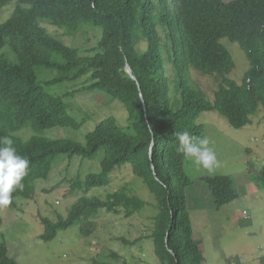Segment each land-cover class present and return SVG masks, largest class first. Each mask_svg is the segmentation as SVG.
Listing matches in <instances>:
<instances>
[{
    "label": "trees",
    "instance_id": "trees-1",
    "mask_svg": "<svg viewBox=\"0 0 264 264\" xmlns=\"http://www.w3.org/2000/svg\"><path fill=\"white\" fill-rule=\"evenodd\" d=\"M12 2L15 12L0 27V47L11 46L20 64L13 66L0 59V136L11 137L17 154L26 158L29 165L22 180L23 190L13 192L8 207L14 205L16 198L33 196L35 181L48 175L58 155L92 160L103 149L100 172L87 174L83 181L77 179L71 190L83 188L86 192L106 186L116 167L130 164L159 208L150 237L160 264H201L204 256L193 239L186 203V189L192 180L184 172L187 157L177 151L174 133L187 130L193 137L204 138V127L198 118L210 111L224 117L232 128L241 129L251 124V117L259 108H264V0H0V7ZM41 23L67 28L73 34L83 24L101 28L100 53L80 62L86 61L94 72L96 82L89 86L90 90L107 94L126 109L125 126L117 117L107 116L86 135L84 144L41 138L22 142L13 134L28 126L37 131L54 127L77 130L86 123L85 119L77 121L69 117L63 98L48 93L36 82L34 65L46 64L54 69L48 60L49 51L62 54V72L74 77L65 81L76 79L80 69L74 58L76 50L56 41ZM137 30L147 41L143 54L135 49ZM223 39L236 43L246 53L249 68L241 84L229 78L235 63L221 44ZM166 59L174 75V96L170 95L165 73ZM126 60L136 81L124 70ZM72 61L78 64L74 71L70 70ZM189 68L217 76L212 101L207 100L203 91L185 84ZM28 70L26 86L37 100L50 107L18 101L20 85ZM68 76L62 75L48 85L64 82ZM250 179L264 189V171L250 175ZM203 181L217 208L230 204L238 196L235 181L229 176L208 177ZM83 195L65 218L59 215L53 221L41 217L44 231L40 238L49 241L59 231L80 219L95 217L100 211L131 217L145 205L140 198L129 197L123 191L107 196L105 201ZM244 222L240 220L239 224L247 227ZM109 256L118 259L115 253ZM111 258L94 259L91 264H114ZM258 261L264 264V256ZM0 264H18L8 257L4 244H0Z\"/></svg>",
    "mask_w": 264,
    "mask_h": 264
},
{
    "label": "rangeland",
    "instance_id": "rangeland-1",
    "mask_svg": "<svg viewBox=\"0 0 264 264\" xmlns=\"http://www.w3.org/2000/svg\"><path fill=\"white\" fill-rule=\"evenodd\" d=\"M14 7L15 4L12 3L0 10V25L11 16ZM41 26L52 36H60L58 39L64 44L78 48L79 51L96 52L102 32L100 28L89 24H83L81 32L75 34L69 33L67 28L56 27L59 30L46 23H41ZM135 35L136 50L142 54L146 48L145 39L138 30ZM160 35L163 37L161 29ZM222 45L235 63L229 78L241 84L249 67L246 53L236 43L227 39L222 41ZM0 56L13 64L17 63L15 54L9 47L1 49ZM164 56L166 57L165 54ZM164 67L170 82V95L174 96V75L167 59ZM35 72L40 82L55 77V74L43 67H36ZM85 80L86 77H83L47 88L50 94L62 96L65 103L71 102L75 115L70 111L69 113L77 120H80L83 114L90 113L87 114L85 125L77 130L49 128L38 133V136L53 140L70 139L84 144L86 135L107 116H115L121 125H126L127 111L125 113L119 101L101 92L77 91ZM218 81L216 75L203 74L189 68L185 84L203 91L207 100L212 101ZM65 94L69 95L64 97ZM91 117L92 120H89ZM198 123L203 125L204 138L210 141L209 146L218 161V166L211 171L198 168L190 158L183 164L185 174L192 180L186 189L187 210L192 214L194 223L198 221L200 214L206 216L205 237L208 242L204 244V261L201 264H258V259L264 256V189H260L258 184L250 179V175L264 171V108H259L251 117V124L241 129L229 126L227 120L215 111L202 113ZM23 131L17 133L23 140H28L33 135L32 133L23 138L20 136ZM103 153V149H100L92 160L80 156L58 155L53 162V166L57 164V167L53 169L52 178L49 176L47 180L35 181L34 196L27 200L16 198L14 209H1L3 223L0 225V244H5L9 257L15 259L18 264H91L94 259L107 261V257L111 258L109 255L115 253L118 259L110 260L114 264H160L154 254L153 240L150 237L153 219L159 208L143 181L134 175L130 164L116 167L109 174L110 182L106 186L90 188L86 191L87 194L83 188L71 190V185L77 179L83 181L87 174L100 172ZM214 176L233 178L238 195L229 206L218 208V212L203 181ZM120 191L129 197L143 200L144 208L131 217L100 211L95 217L80 219L67 230L59 231L49 241L40 238L44 231L43 225L40 224L41 217L53 221L58 220L59 215L65 218L71 206L78 198L84 196L83 194L105 201L107 196ZM229 207L237 209V213L241 214L238 218L246 211L250 219L245 221L248 223L247 227L239 224L240 220L244 222L245 219H239L238 226L235 225V219L229 221ZM214 222L226 225L223 233H213L209 224ZM121 239L132 245L125 244ZM254 256H257V260H251Z\"/></svg>",
    "mask_w": 264,
    "mask_h": 264
},
{
    "label": "clouds",
    "instance_id": "clouds-1",
    "mask_svg": "<svg viewBox=\"0 0 264 264\" xmlns=\"http://www.w3.org/2000/svg\"><path fill=\"white\" fill-rule=\"evenodd\" d=\"M12 3H14V2H12ZM12 3H10V4H12ZM10 4H7V5H4V6L0 7V10L5 8V7H7ZM15 8L16 7H14L11 16L5 22H3L0 25V27L3 24H5L8 20L11 19V17L13 16V14L15 12ZM97 28H99V27H97ZM55 29H58V28H55ZM80 30L77 31V32H81ZM101 34H102V32H101ZM53 37L57 39L56 41H58V42L61 41L60 39H58V38H61L60 36L54 35ZM223 40H225V39H223ZM99 41H100V38H99ZM222 41H221V44H222ZM145 44H146V46H145L146 47L145 51H146L147 47H148L146 39H145ZM64 45L66 46L67 49L76 50V52L74 54L75 55L74 58H76L78 60V61H76V63H78L80 65V69L78 71V77L76 79H74V80L65 81L66 79H73L74 77H70V75L68 76L67 74L62 72V62H63L62 54L60 52L49 51L48 60L54 65V69L48 68L46 64L34 65L33 66V73H34V77L36 79L37 84L41 88H44L47 91V88L50 87V86H53V85H56V84H61V83H64V82L76 81L78 79L86 77L85 83L79 89H77V91H81V92H92V91H95V90H90V88H89V86L94 85L95 82H96V79L94 77V72H93L92 68L88 67L86 61L80 62V60L83 59V58H88V60H90L93 57H95L96 55H98L100 53L99 42H98V44L96 46V48H97L96 52H92V51H89V50H80L83 54L80 53L78 48H73V47H70V46H68L66 44H64ZM135 45H136V42H135ZM6 47H9V49L15 54L17 63L13 64V63L9 62L3 56H0V59H3L5 61H7L9 64H11L13 66H18L20 64L18 56L14 52V50L11 48V46L5 45L3 47H0V50L4 49ZM135 49H136V47H135ZM141 50H143V49H141ZM42 54L44 55V49L42 50ZM76 63L72 61L71 66H70V70L71 71H74L75 68L77 67L78 64H76ZM126 63L129 65L127 60L125 61V66H126ZM125 66H124V70H125ZM36 67H43V68H45L47 70H50L53 74H55V77H53V78L46 77V78H49V79L44 81V82H40L38 80V77H37L36 72H35V68ZM129 67H130V65H129ZM130 69H131V67H130ZM62 75L68 76V77H66L64 79V82L48 85L49 83L53 82L55 79L60 78ZM28 76H29V70H28V73H27V76H26L24 82L20 85L19 93H18V96H17L18 101H20V102H26L27 101V102H30V103L41 104V105L50 107V105L45 104L43 101L37 100L35 98L34 94L28 88V86H26V82L28 81ZM135 81H136V77H135ZM95 92H97V91H95ZM67 95H69V94H65L64 97H66ZM59 97H62V96H59ZM63 102H64V100H63ZM70 103L71 102H69V104H67V103L64 102L63 104L66 106V114L69 117L74 118L69 113V111H70L72 114L75 115V112L71 109V104ZM117 103H119V102H117ZM74 119H76V118H74ZM82 119L87 120V113L83 114V117H81L80 120H82ZM80 120H77V121H80ZM28 125H31V124H28ZM22 130H24V131L20 133V136H22L23 138H26V137L30 136L32 133H33V135L28 140H23L21 137H19L17 135V133L22 131ZM44 130H46V129H42V130L37 131L35 129H32L30 126H28V127H25L23 129L15 132V133H13V134L16 137H18L22 142H29L32 138H41V139H45V140H48V141H50V140H52V141L60 140V139H54L53 140V139L43 138V137L38 136V133H40V132H42ZM25 131H28L27 134L24 133ZM174 135L176 136L177 141H178L177 151L182 153L185 157L190 158L192 160L193 164L196 165L198 168H203L205 170L211 171L215 166H218V161H217L216 154L213 151V149L209 146L210 145V141L207 138L193 137L190 134V132L187 131V130L176 132V133H174ZM150 153L152 155L151 151H150ZM87 160H90V159H87ZM28 165H29V161L26 158H24L23 156L17 154V150L14 147L13 139L11 137H9V136H0V225L3 223V219H2V215H1V209L2 208H13L14 209V206H15L14 202H13L14 203L13 206L8 207V205H10L12 203V194H13L14 191H22L23 190L24 185L22 183V180H23L24 176L26 175V170L28 168ZM56 167H57V164H55L54 166L52 164V168L49 171L48 175L45 176L44 178H41V179H38V180H47V178L49 176L52 178L53 169H56ZM28 170L30 171V169H28ZM154 175H155V173H154ZM34 195H35V191H34L33 196ZM22 200H27V199H22ZM186 203H187V200H186ZM230 204H227V205H230ZM215 208L218 209L216 205H215ZM219 209H221V208H219ZM188 213H189L190 219H191V225H192V231H193V239L195 240L199 250L202 252L204 247L202 248L201 244H205L206 241L205 240L201 241V239H199V238L196 239L194 237V229H193V222H192L193 221V216H192V214L189 211H188ZM242 214L243 215L241 216V218L249 219V216L247 215L246 211H243ZM167 238H168V233L166 234V238L165 239L167 240ZM1 244H3V243H1Z\"/></svg>",
    "mask_w": 264,
    "mask_h": 264
},
{
    "label": "crops",
    "instance_id": "crops-1",
    "mask_svg": "<svg viewBox=\"0 0 264 264\" xmlns=\"http://www.w3.org/2000/svg\"><path fill=\"white\" fill-rule=\"evenodd\" d=\"M226 206H229V205H225L221 208L224 209V207ZM214 207V206H213ZM212 207V209H213ZM231 209V213H230V217H229V221H233V219H235V225L238 226V220L241 219V218H238L241 214H238L237 213V209H234L232 207H229ZM204 210V209H202ZM215 210V209H214ZM217 212H218V209H216ZM206 212V210H204ZM233 211V213H232ZM236 213V215H235ZM243 213V212H242ZM205 215L202 216L201 214L198 216V221L196 223H194V219H193V229H194V237L196 239H201V241L205 240L206 242H208V239L205 238ZM213 230V233H216L217 235L218 234H221L224 232L225 228H226V225L225 224H220V223H217V222H214L213 224H209ZM195 226H198L197 228H194ZM201 247L203 248L204 247V244H201ZM257 260V256H254L251 258V260ZM257 263L259 264V261H257Z\"/></svg>",
    "mask_w": 264,
    "mask_h": 264
},
{
    "label": "water",
    "instance_id": "water-1",
    "mask_svg": "<svg viewBox=\"0 0 264 264\" xmlns=\"http://www.w3.org/2000/svg\"><path fill=\"white\" fill-rule=\"evenodd\" d=\"M125 71L128 73V75L132 78V79H134L135 80V77L133 76V74H132V71H131V69H130V67H129V65L126 63V66H125ZM141 99H142V96H141ZM142 101H143V99H142ZM143 104H144V102H143ZM150 157H151V160H152V155H151V153H150ZM152 171H153V174L155 173V170H154V167L152 166Z\"/></svg>",
    "mask_w": 264,
    "mask_h": 264
},
{
    "label": "bare ground",
    "instance_id": "bare-ground-1",
    "mask_svg": "<svg viewBox=\"0 0 264 264\" xmlns=\"http://www.w3.org/2000/svg\"><path fill=\"white\" fill-rule=\"evenodd\" d=\"M159 162H160V161H159ZM121 206H122V205H121ZM124 209H125V208H124ZM134 211H135V210H134ZM116 213H117V212H116ZM106 214H107V213H106ZM110 214H111V213H110ZM40 224H41V223H40ZM44 234H45V233H44ZM82 234H83V233H82ZM85 234H86V233H85ZM85 234H84V235H85ZM47 238H48V237H47ZM41 239H42V238H41ZM159 261H160V260H159Z\"/></svg>",
    "mask_w": 264,
    "mask_h": 264
},
{
    "label": "built area",
    "instance_id": "built-area-1",
    "mask_svg": "<svg viewBox=\"0 0 264 264\" xmlns=\"http://www.w3.org/2000/svg\"><path fill=\"white\" fill-rule=\"evenodd\" d=\"M245 213V212H244Z\"/></svg>",
    "mask_w": 264,
    "mask_h": 264
}]
</instances>
